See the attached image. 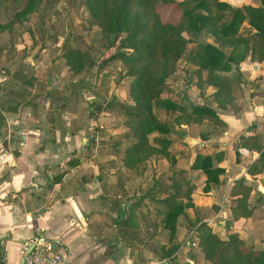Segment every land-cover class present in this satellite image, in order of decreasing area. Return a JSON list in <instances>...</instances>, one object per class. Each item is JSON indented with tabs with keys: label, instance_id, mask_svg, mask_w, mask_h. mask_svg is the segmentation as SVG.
<instances>
[{
	"label": "crops",
	"instance_id": "0c3cea01",
	"mask_svg": "<svg viewBox=\"0 0 264 264\" xmlns=\"http://www.w3.org/2000/svg\"><path fill=\"white\" fill-rule=\"evenodd\" d=\"M226 1L252 5L261 3V0ZM237 67L250 79H255L250 85L238 82V93L234 95L232 106L226 109L219 108L212 100L211 94L216 89L214 85L202 82L199 99L194 91L187 89L188 103L210 105L216 111L215 119L222 125L202 131L199 123L211 118L203 117L199 122L182 121L178 129L180 143H176L179 150L175 156L182 157L178 158L180 162L187 158L183 167L193 185V205L186 207V211H191L188 213L190 216L198 215L207 220L212 230L221 237L227 236L226 222L231 219L230 204L234 197L229 190L236 178L246 179L251 185L247 197L251 213L232 219V228L241 237L253 239L256 244V235L264 233V166L259 171L250 172L249 168L259 156V151L238 146L237 142L238 136L245 133L258 134L264 143V60H252L247 55ZM227 73L233 76L230 71ZM201 96L204 99L201 100ZM195 98L198 101L195 102ZM37 100H42V97L38 96ZM48 105L49 101H46L44 108ZM21 106L17 109L27 111L29 118L24 122L19 120L21 123L17 132L21 139L17 145L18 153L12 154L13 140L0 144V260L16 264L22 259L24 240L38 234L54 242L57 249L67 252L71 264H159L160 260L165 261L167 256L162 255L161 245L171 243H167V232H164V241L151 237L154 243L159 242V247L146 241V238L141 244L137 241L144 224L140 209L147 202V197L156 195L149 193L151 186L141 192L139 186L131 187L130 183H124L128 176L140 177L141 172L133 168L124 170L118 164L122 162V156L115 151L118 140L114 142L113 150L92 153L94 149L97 151V127L87 123L92 125L95 113L87 114L85 123L77 124L75 129L66 130L58 124L49 127L40 116L43 115L41 105L36 107L37 115L30 110V106ZM4 115L7 113L4 112ZM107 126L100 122V134L106 133ZM99 142L101 149L104 143L102 140ZM198 152L209 154L214 165L224 168L219 175L220 182L212 184L209 190H203L205 173L191 166ZM114 163L118 164L115 170L112 167ZM55 176L58 181H53ZM111 193L115 196L113 204L108 202ZM159 203L163 206L154 210L163 215L165 204ZM130 208L132 221L129 225H120L119 215L122 212L126 215ZM108 217H112V225L116 229L109 226ZM180 217L182 215L178 217V226ZM157 226L158 230L165 231L161 225ZM178 233L174 238L177 236L180 240L183 237L180 241L185 242L186 236H178ZM181 243L179 246H182ZM197 251L200 252L199 247ZM187 259L193 263L191 258Z\"/></svg>",
	"mask_w": 264,
	"mask_h": 264
},
{
	"label": "trees",
	"instance_id": "16d2710c",
	"mask_svg": "<svg viewBox=\"0 0 264 264\" xmlns=\"http://www.w3.org/2000/svg\"><path fill=\"white\" fill-rule=\"evenodd\" d=\"M38 1L40 0H24L22 7L14 12L16 19L36 7ZM85 2L90 14L100 25L106 43L104 45L108 48L118 46L117 50L103 58L101 65L118 58L129 66V90L134 102H117L133 132L131 136L126 133L130 141L121 154L126 168L135 166L137 162L149 158L150 153L157 151L151 144L152 141L160 142L165 147L171 143L172 139L168 134L173 131L174 121L166 124L156 120L151 113L153 103L165 106L168 112L178 110L175 115L178 123L199 122L203 117L215 118L217 115L215 109L206 103L193 104L189 109L184 103L169 97L160 98V93L166 88L165 77L175 68V58L186 53L187 58L196 63L195 74L200 79L199 85L204 82L216 87L211 94L212 100L222 109L232 106L235 98L233 82L238 79V76H230L227 72L237 67L247 55L252 60H264V0H261L260 5L230 3L226 0ZM172 6L179 8L178 18L175 20L162 14L164 8ZM183 30L187 36L182 34ZM201 33L212 35V41H199ZM192 43L196 44L189 46ZM75 51L78 52V48H66L64 57L67 63H74ZM80 54L82 58L83 51ZM153 131L164 133V136L150 137ZM237 145L259 151V156L249 168L250 172L259 171L264 166V143L258 134L241 133ZM143 152L145 154L141 156ZM167 157L171 162L175 161L173 155ZM191 166L200 168L205 173L203 190H209L212 184L219 183V175L224 171L222 166L213 164L209 154L200 152L195 155ZM57 178L55 176L53 181H58ZM187 180L189 186L184 189L178 184L172 188L161 187V190H166V194L159 198L165 204L161 222L162 227L167 229L168 240L171 242L167 246L161 245L162 255L167 256L164 264H195L189 261L179 262L173 255L178 246L173 238L179 215L185 216L191 224L188 229L194 230L197 245L208 264H264V245L247 244L232 228V219L251 213L247 200L251 185L246 179L236 178L229 190L234 198L230 204L231 219L226 222V237L214 232L207 220L188 214L186 207L193 205V185ZM131 210L126 211V215L123 212L119 215L120 225H129L132 221ZM0 264L6 263L0 260Z\"/></svg>",
	"mask_w": 264,
	"mask_h": 264
},
{
	"label": "rangeland",
	"instance_id": "374dc122",
	"mask_svg": "<svg viewBox=\"0 0 264 264\" xmlns=\"http://www.w3.org/2000/svg\"><path fill=\"white\" fill-rule=\"evenodd\" d=\"M23 2L24 0H0V144L8 139L13 140L12 154L16 155L18 141L21 139L20 133L17 132L21 123L19 120L24 122L29 118L27 111L18 110L17 107L28 105L34 115H37L36 107L41 105L43 115L40 116L49 127L58 124L66 130L75 129L77 124L85 123L87 114L95 113L92 125L87 123L89 126L97 127L95 130V139L98 141L97 151L94 149L92 153L111 150L112 146L115 147L114 142L118 140L115 151L121 155L122 150L130 141L126 133L129 136L133 133L125 113L117 104L122 101L134 102L129 90L131 81L128 75L129 66L118 58L110 59L101 65L103 58L117 50L118 46L108 48L104 45L106 43L100 25L90 14L85 0H40L36 7L16 19L14 12L22 7ZM178 13L179 8L176 6L162 10L163 16L169 15L173 20L178 18ZM241 31L243 32V29ZM182 34L187 36L185 30ZM212 39V35L201 33L198 40L206 42ZM194 44L196 43L189 44V46H194ZM68 47L78 48V52L73 53L76 60L72 64L67 63L64 57V52ZM82 51L81 58L80 52ZM192 61L187 58L186 53L175 58V68L165 77L166 88L160 93V98L169 97L184 103L189 109L194 103H188L187 89L194 91L199 99L198 92L203 90V83L199 85L200 79L195 74L197 65ZM230 73L238 76V79L233 82L234 94L238 93L240 86L238 82H248L250 85L255 79H250L248 74L238 69H232ZM38 96H41L43 101L37 100ZM197 98L194 99L195 102L198 101ZM200 98L204 99L203 96ZM46 101H49L48 108H44ZM4 112L7 113L6 116ZM151 113L156 120L166 124L174 121L173 131L168 134L172 139L171 143L165 147L160 142L152 141L151 144L156 147L157 151H153L149 154V158L137 162L131 168H126L123 162L118 163L123 166L124 170L133 168L141 172L140 177L130 178L128 176L124 183H130L131 187L139 186L138 189L141 192L151 186L148 188L149 193L156 195L147 197V202L140 209L144 215V224L138 235L139 244L144 242L145 238L146 241L154 243L151 237H155L156 240H166L167 229L158 230L157 226L159 224L162 227V214L154 210L159 208L158 206H163L160 205L158 196L165 194L166 190H161V187L172 188L178 184L184 189L189 186L187 179H190L185 173L186 168L183 167L186 166L187 158L180 162L179 159L182 157L175 156L179 150L177 144L180 143L178 129L181 128V124L175 120L178 110L168 112L165 106L155 102ZM73 114L76 115L73 116ZM96 116L99 118L96 119ZM211 119L203 120L199 123V128L203 131L209 127L219 128L222 125L217 118ZM100 122H103L104 126L108 125V130L104 134L99 132ZM153 136L162 137L164 133L153 131L150 137ZM100 140L104 143L101 144L103 146L101 149ZM144 154V152L141 153V156ZM168 155H173L175 161L171 162ZM118 164L114 163L112 166L114 170ZM158 172L161 173L158 174ZM114 200L115 196L111 193L108 196L109 204H113ZM108 219L109 226L116 229V226L112 225V217ZM188 223L185 216L180 217L179 233L178 230L176 233L178 236L181 234L186 236L187 240L181 243L182 236L180 240L177 236L174 238L178 246L173 255L178 258L179 262L191 258L195 264H208V261L197 251V239L194 234H189L188 227L191 224ZM155 230L157 232L153 235ZM245 242L255 244L253 239H245ZM256 242L255 245L258 246L264 243L263 232L256 235ZM180 243L182 246H179ZM154 244L159 247L158 241ZM164 262L160 260L159 264H164Z\"/></svg>",
	"mask_w": 264,
	"mask_h": 264
},
{
	"label": "built area",
	"instance_id": "2783aa9c",
	"mask_svg": "<svg viewBox=\"0 0 264 264\" xmlns=\"http://www.w3.org/2000/svg\"><path fill=\"white\" fill-rule=\"evenodd\" d=\"M189 234H194V230H190ZM16 264L71 263L68 259L67 252L57 249L54 242L38 234H33L24 240L22 247V259Z\"/></svg>",
	"mask_w": 264,
	"mask_h": 264
}]
</instances>
